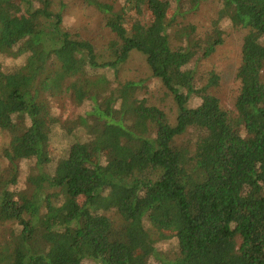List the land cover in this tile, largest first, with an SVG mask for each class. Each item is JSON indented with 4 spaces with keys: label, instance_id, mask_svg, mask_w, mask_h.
<instances>
[{
    "label": "trees",
    "instance_id": "1",
    "mask_svg": "<svg viewBox=\"0 0 264 264\" xmlns=\"http://www.w3.org/2000/svg\"><path fill=\"white\" fill-rule=\"evenodd\" d=\"M205 1L0 0V264H264V0Z\"/></svg>",
    "mask_w": 264,
    "mask_h": 264
},
{
    "label": "rangeland",
    "instance_id": "2",
    "mask_svg": "<svg viewBox=\"0 0 264 264\" xmlns=\"http://www.w3.org/2000/svg\"><path fill=\"white\" fill-rule=\"evenodd\" d=\"M214 0H206L204 4H207L208 7L204 10L207 11L206 13H201L200 16H198L197 19H189L190 22H193L194 25H196L201 32H205L206 29L210 28V22L211 19V12H215L219 9V6L217 4L218 0L212 2ZM144 7V6H141ZM87 14L90 18L91 15L89 13L84 12ZM132 16L135 19H138V17L135 15L134 12L131 13ZM204 15V16H203ZM84 18V15H83ZM93 19V18H92ZM94 20V27L98 23L95 19ZM189 23V22H186ZM109 34L110 32L106 30ZM103 35V34H101ZM237 37H230L229 42L221 48L217 54L207 63V67L214 68L220 75H221V86L220 89L217 92V95L221 99L223 105L227 107L230 104V99L232 95L235 92V85L233 83V74L236 70L237 64H238V58H237V48L238 45H240V35L238 33H235ZM242 37V35H241ZM125 72H122V75L124 78L128 79V81L134 82V84H137L140 88V92L145 95H156L157 96V89L152 85V81L148 75L147 69L144 65L143 59L136 55L132 57L128 64L125 67ZM5 138L0 136V147L5 142ZM0 159L1 156H0Z\"/></svg>",
    "mask_w": 264,
    "mask_h": 264
}]
</instances>
